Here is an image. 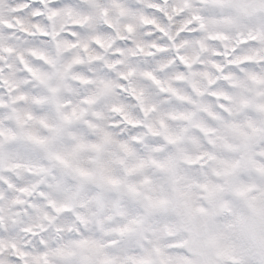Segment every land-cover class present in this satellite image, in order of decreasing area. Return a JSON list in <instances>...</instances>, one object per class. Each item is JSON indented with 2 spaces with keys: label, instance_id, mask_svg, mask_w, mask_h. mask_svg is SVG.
Returning a JSON list of instances; mask_svg holds the SVG:
<instances>
[{
  "label": "snow or ice",
  "instance_id": "obj_1",
  "mask_svg": "<svg viewBox=\"0 0 264 264\" xmlns=\"http://www.w3.org/2000/svg\"><path fill=\"white\" fill-rule=\"evenodd\" d=\"M0 264H264V0H0Z\"/></svg>",
  "mask_w": 264,
  "mask_h": 264
}]
</instances>
